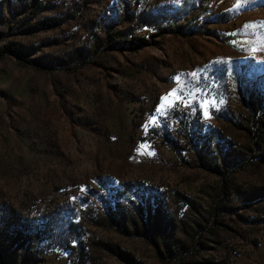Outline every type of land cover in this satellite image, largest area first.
Returning <instances> with one entry per match:
<instances>
[{"label": "rangeland", "instance_id": "rangeland-1", "mask_svg": "<svg viewBox=\"0 0 264 264\" xmlns=\"http://www.w3.org/2000/svg\"><path fill=\"white\" fill-rule=\"evenodd\" d=\"M260 22L264 0H0V264H264Z\"/></svg>", "mask_w": 264, "mask_h": 264}, {"label": "trees", "instance_id": "trees-1", "mask_svg": "<svg viewBox=\"0 0 264 264\" xmlns=\"http://www.w3.org/2000/svg\"><path fill=\"white\" fill-rule=\"evenodd\" d=\"M137 40L138 39H134V40H131V41H129L130 42V47H133V46H131V44H137L138 42H137ZM139 44V43H138ZM133 48H135V46L133 47ZM13 54H15L16 55V53H15V51H12V50H10ZM17 56V55H16ZM20 59V58H19ZM23 60V59H22ZM260 123H262L261 121H260ZM256 129L258 130L259 129V127L257 126L256 127ZM255 146L257 147V148H260L261 146H260V144L258 143V141H255ZM224 177V179H226V177L225 176H223ZM223 179V185H222V189H221V195L222 196H225L227 193H228V186H227V182L225 181ZM218 211V209H217V206L215 205V207H214V209H213V212H217Z\"/></svg>", "mask_w": 264, "mask_h": 264}, {"label": "snow or ice", "instance_id": "snow-or-ice-1", "mask_svg": "<svg viewBox=\"0 0 264 264\" xmlns=\"http://www.w3.org/2000/svg\"><path fill=\"white\" fill-rule=\"evenodd\" d=\"M259 27L264 28V22H260ZM169 95L174 96V93H170ZM153 122H155V121H153ZM149 154H151V153H149Z\"/></svg>", "mask_w": 264, "mask_h": 264}]
</instances>
